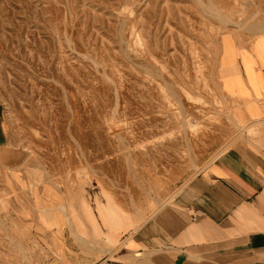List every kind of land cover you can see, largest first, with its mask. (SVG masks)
<instances>
[{
  "label": "rangeland",
  "instance_id": "obj_1",
  "mask_svg": "<svg viewBox=\"0 0 264 264\" xmlns=\"http://www.w3.org/2000/svg\"><path fill=\"white\" fill-rule=\"evenodd\" d=\"M257 27L264 0H0V264L113 259L112 230L254 135L222 60Z\"/></svg>",
  "mask_w": 264,
  "mask_h": 264
},
{
  "label": "crops",
  "instance_id": "obj_2",
  "mask_svg": "<svg viewBox=\"0 0 264 264\" xmlns=\"http://www.w3.org/2000/svg\"><path fill=\"white\" fill-rule=\"evenodd\" d=\"M227 48L229 93L255 102L242 106L254 135L239 136L137 230H112L118 246L103 264H264V41L256 51Z\"/></svg>",
  "mask_w": 264,
  "mask_h": 264
},
{
  "label": "bare ground",
  "instance_id": "obj_3",
  "mask_svg": "<svg viewBox=\"0 0 264 264\" xmlns=\"http://www.w3.org/2000/svg\"><path fill=\"white\" fill-rule=\"evenodd\" d=\"M253 31L254 32H256V33H260V31H261V33H264V32H262L263 30L262 29H260V28H254L253 29ZM259 31V32H258ZM227 45H228V42L227 41H225V43H224V58L227 56V55H231V54H233V48L232 49H228L227 48ZM224 58H223V60H222V68H223V61H224ZM47 213H48V215H50L51 213H52V211H47ZM59 223V222H58Z\"/></svg>",
  "mask_w": 264,
  "mask_h": 264
},
{
  "label": "water",
  "instance_id": "obj_4",
  "mask_svg": "<svg viewBox=\"0 0 264 264\" xmlns=\"http://www.w3.org/2000/svg\"><path fill=\"white\" fill-rule=\"evenodd\" d=\"M4 141H5V135H4L3 129L1 128V125H0V146H2L4 144Z\"/></svg>",
  "mask_w": 264,
  "mask_h": 264
}]
</instances>
